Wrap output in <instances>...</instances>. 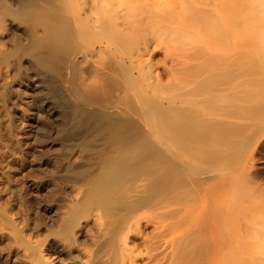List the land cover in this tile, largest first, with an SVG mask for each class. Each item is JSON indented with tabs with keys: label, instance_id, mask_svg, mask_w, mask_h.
Segmentation results:
<instances>
[{
	"label": "rangeland",
	"instance_id": "374dc122",
	"mask_svg": "<svg viewBox=\"0 0 264 264\" xmlns=\"http://www.w3.org/2000/svg\"><path fill=\"white\" fill-rule=\"evenodd\" d=\"M92 1L0 0V264H220L223 254L236 255L234 259L237 257L243 264L257 260L263 264L264 205L242 207L244 202H254L256 196L264 204L263 47L224 50L221 55L225 56L220 57L217 49L201 39L203 33L188 32L196 28L190 22L198 21L202 15L216 14L208 6L212 0H188L194 3L188 2L189 5L187 0H107L106 12L100 17L105 24L102 29L97 26L98 22L96 25L92 22L99 16V13L93 14L95 17L91 13L93 6L89 7L92 4L89 3ZM168 3L172 5L169 8ZM159 4H164L163 11H169L165 13L160 7L159 13L156 12L153 6L157 9ZM170 7L173 11L176 7V12L181 10L178 8L183 11L174 18ZM153 10L157 13L155 16ZM185 10L192 21L184 14ZM180 14L192 24L190 29L186 26V32L179 26L186 20L181 16L184 20L179 23ZM188 22L185 25H189ZM218 59L221 63L232 62V59L241 64L256 61L250 62L249 67L263 87L257 84L258 97L248 96L253 101L249 102L248 97V100L238 101L240 110L236 106H221L227 117L220 114L219 106H214L215 111L219 108L218 116L198 119L199 122L205 119L206 122L201 123L204 125L213 120L214 126L219 121H228L232 127L238 126L247 133L238 140L240 147L244 143V149L237 144L234 158H238L229 160L230 165L235 161V167L242 168L238 169L239 175H228L232 172L230 165L221 172V167L215 166L218 162L213 161L210 164L213 167L197 164L200 165L197 168L190 161L191 179H186L190 180L187 183L189 205L194 207L188 213L189 218H185L188 215L183 214V205L172 204L169 194L167 183H170V169L175 159L173 161L168 139L160 138L152 126L159 114L155 117L151 101L158 108L165 106L164 113L169 115L171 102L175 101L172 96L181 94L183 97L191 89L189 93L198 91L197 82L210 75L209 64ZM194 74L199 80L192 77ZM36 83L49 91H43L48 99L55 97L51 99L57 106L55 118L47 117L46 108L43 109L46 116H41L37 122L33 119L36 117L33 112L48 101L46 93H43L45 98L38 101L39 88L36 91L33 88ZM196 84L198 88L194 87ZM228 90L223 88L222 92L228 93ZM208 94L203 91L199 96L191 93L184 98L199 103ZM177 105L182 106V102L178 101ZM147 106L153 114L145 109ZM249 114L251 119L247 120ZM224 123H220L221 127ZM214 126L211 124V129L207 130L217 131V128L212 129ZM209 144L213 145L214 141L210 140ZM226 159L224 163L228 164ZM250 159L256 167L253 178L244 175L248 163L252 162ZM178 163L185 167L181 159ZM115 167L124 170L115 173V182L111 183L109 174ZM185 168L188 170L187 166ZM213 168L217 171L213 172ZM39 182L43 187L36 191L34 186ZM217 183L229 200L237 201L241 208L237 221L243 235L226 246L214 239L216 231L222 230L210 218L209 209L214 205L197 206V196ZM162 187L167 190L163 191ZM193 188L200 191L203 188V194L197 195L198 191ZM103 191L110 196L107 201L102 198V204L97 203V196H102ZM46 209L53 212L48 213ZM253 226H262L261 230L257 229L260 232Z\"/></svg>",
	"mask_w": 264,
	"mask_h": 264
},
{
	"label": "bare ground",
	"instance_id": "6f19581e",
	"mask_svg": "<svg viewBox=\"0 0 264 264\" xmlns=\"http://www.w3.org/2000/svg\"><path fill=\"white\" fill-rule=\"evenodd\" d=\"M86 1V0H85ZM183 1V0H182ZM262 1H264V0H261V2ZM105 2H107V0H93L92 2H90L89 4H91L90 6L87 4V2H85V4L87 5V6H89V7H91L92 8V6H93V11H92V9H90L91 10V13H92V15L93 14H95L96 13V15L95 16H97V14L99 15L98 16V18L96 17V21H95V19H94V21H92V22H94V24H95V22H98V24H97V26L98 27H100L101 29L104 27V22H102L103 21V19L101 20V18L100 17H102L104 14H105V12H106V10L104 9V6H105ZM170 2V1H169ZM188 2L189 3H191L190 1H186V3L188 4ZM196 2V1H195ZM256 2H258V4L256 3ZM171 3V2H170ZM170 3H168L167 5H168V8H169V6H172ZM181 3V2H180ZM185 3V2H184ZM184 3H182V5L184 4ZM186 3L184 4L185 6H188V5H186ZM197 3V2H196ZM208 3H212L213 4V6H212V4L210 5H208V6H210V8L212 7V11L214 12V13H216L215 15H211V17H210V14L209 13H207V14H209V15H205V16H203L201 13H200V15H202L200 18L197 16V18H199L198 19V21H195V22H190V21H192V19H191V15L188 17L187 15L188 14H186V10H185V15L189 18V20L186 18V16L185 15H181V14H183V12L180 14V16H179V23L182 21V20H184L183 19V17L184 18H186V20L183 22L184 23V25H183V23L181 22V25H179V23H178V25L181 27V26H185L184 28L183 27H181V30L182 29H184V31L186 32L187 31V29H185L186 28V26L188 27V26H190V27H188V29H190V28H192L191 27V25L192 24H189V22L190 23H193V25L192 26H196V28H192V31H190V30H188V32H197L196 34H199V35H201L202 33L206 36V38H204V35L201 37V39H203V41H205L206 42V44L207 45H209L210 47H213L212 49H217V51H219V56L220 57H223V55H221L223 52L222 51H224V50H231V52H232V50H234V49H239V48H241V47H247V48H254V49H256V48H260V47H263V49H264V2H262V4L260 3V0L259 1H256V0H212V2H208ZM207 3V4H208ZM191 4H194V3H191ZM205 4V3H204ZM85 5V6H86ZM166 5V4H165ZM166 5V6H167ZM181 5V4H180ZM73 6V5H72ZM85 6H84V8H85ZM163 6H164V4H162V5H160L159 4V7H157V9L155 8V6H153L154 7V9L156 10V12H158L157 10H159L160 11V7L162 8V10L161 11H163V9H165V8H163ZM193 6V5H192ZM202 6V5H201ZM195 7V6H194ZM205 7V6H204ZM82 8H83V6H82ZM159 8V9H158ZM176 8V7H175ZM175 8H173L174 9V11L175 10H177V9H175ZM186 8V7H185ZM190 8V7H189ZM207 8V7H206ZM178 9H181L180 11H183V9L182 8H178ZM197 10L199 9V8H196ZM201 9V8H200ZM78 10V9H77ZM83 10H87V9H83ZM89 9H88V11H90ZM155 10H153V14H154V11ZM170 10L173 12V13H175L176 14V16H174L175 14H173V13H171L172 15H173V17L174 18H176V17H178L177 15L180 13V11H173L172 9H171V7H170ZM188 10V9H187ZM201 10H203V9H201ZM206 10V9H205ZM208 10V9H207ZM210 10V9H209ZM72 11V10H71ZM80 11H81V9H80ZM167 11H169V9L167 10ZM166 10L165 11H163V12H167ZM170 11V12H171ZM191 11H193V10H191ZM191 11H188V12H190V13H192ZM198 11H200V10H198ZM102 12V13H101ZM73 13V12H72ZM75 13V12H74ZM86 13V12H85ZM159 13V12H158ZM161 13V12H160ZM169 13V12H168ZM189 13V14H190ZM88 14H89V12H88ZM125 14H126V12H124L123 13V16L122 17H124L125 16ZM157 14V13H156ZM156 14H154V16L156 15ZM170 14V13H169ZM171 14H170V17H172L171 16ZM192 14H194V13H192ZM82 15V14H81ZM92 15H91V17H90V15H89V17H90V19L91 20H93L92 19ZM161 15V14H160ZM160 15H158V16H160ZM195 15H196V12H195ZM199 15V14H198ZM78 16V15H77ZM94 16V15H93ZM94 16V17H95ZM158 16H157V18H158ZM162 16V15H161ZM165 17H166V14L164 15ZM181 16H183L182 17V19H180L181 18ZM192 16H194V15H192ZM89 17H87V18H89ZM163 17V16H162ZM195 18L194 19H196V16H194ZM193 18V17H192ZM194 19H193V21H194ZM201 19V20H200ZM91 20H90V22H91ZM178 20V19H177ZM197 20V19H196ZM171 21H173L172 19H171ZM189 21V22H188ZM89 22V23H90ZM102 22V23H101ZM106 22V21H105ZM186 22H188V24L189 25H185V23ZM93 24V25H94ZM96 25V24H95ZM198 28H199V30H198ZM193 30H195V31H193ZM201 30V31H200ZM184 31H182V32H184ZM184 32V34L185 35H188V32H187V34ZM192 33V34H193ZM190 35V34H189ZM188 35V36H189ZM199 35H197V36H199ZM207 35H211L210 36V38H212V39H210L209 38V36H207ZM193 37L195 36V35H192ZM191 37V36H190ZM207 37L209 38V42H207L208 41V39H207ZM194 39H198V38H194ZM205 39V40H204ZM195 40V41H196ZM212 40V41H211ZM204 42V43H205ZM210 43V44H209ZM186 45V44H185ZM184 45V46H185ZM207 45H205V46H207ZM200 46V45H199ZM204 46V45H203ZM202 47V46H201ZM208 47V46H207ZM183 49V48H182ZM202 49H203V47H202ZM207 49V48H206ZM236 49V50H237ZM242 49H244V48H242ZM262 49V48H261ZM247 50V49H246ZM257 50V49H256ZM260 50V49H259ZM206 51V50H205ZM240 51V50H239ZM183 52V51H182ZM204 52V51H203ZM240 52H242V51H240ZM253 52V51H252ZM199 53H201V52H199ZM207 54V53H206ZM205 54V55H206ZM237 54V53H236ZM218 55V54H217ZM227 55V54H226ZM234 55V54H233ZM207 56V55H206ZM212 56V55H211ZM210 56V57H211ZM225 56V55H224ZM249 56V55H248ZM247 56V57H248ZM260 56H261V54H260ZM213 57V56H212ZM246 57V56H245ZM244 57V58H245ZM246 57V58H247ZM259 57V56H258ZM184 58V57H183ZM246 58H245V60H246ZM260 58V57H259ZM208 59H209V57H208ZM211 59V58H210ZM235 59H236V57H235ZM186 60V59H185ZM237 60H238V57H237ZM237 60H234V59H232V62H229V61H231V60H229V61H227V60H225L226 62H229V63H225V61L224 62H220L219 61V59H218V61H211V62H214V63H210L209 64V66H210V69L209 70H211L210 72V75L209 76H207L206 78L204 77V79H203V77H201V81L199 80V79H197V77H195V75L196 74H194V76L192 75V77H195L197 80H199L198 82H197V80H196V82L197 83H199V89H198V91H196V92H194V93H196V96L199 94V93H202L203 94V91L205 92L206 91V94H207V92H209V94H208V96H206V98L205 99H203L201 102H199L198 103V101H195V99H191V98H189V99H187V98H184V95H183V97L182 96H180L181 94H176V95H173L172 96V99L173 100H175L174 102H171V107L168 105V107H167V109L170 107V112H169V115L168 114H165L164 112V109H166V108H161L160 106V104L158 103V106L160 107V108H158L156 105H154L153 103H152V101H151V104H152V106L154 105V106H156V107H152L151 106V108L153 109L152 111L155 113V117H156V113H158L159 115H157V117H156V119L154 118V116H152L153 117V119H155V121L153 122V125L152 126H154V128H156L155 129V131L157 130L158 131V135H159V137L160 138H162V136L163 137H166L167 139H168V141H169V150H170V153L173 155V161H174V159H175V161H174V163L175 164H173V166L171 167V169H170V183H167V186L168 185H170L169 187H170V191H169V194H171V200H172V204H174V205H176V206H178V205H183V207H182V209H183V214H187L188 215V213H190V209L191 208H193L192 206H190L189 205V191L188 190H190V189H187V187H189L188 185H187V183L188 182H190V180L188 181V179H186V178H188L189 177V166H190V161L191 162H193V164H194V167H196L197 166V164H202V163H206V164H204V166L205 165H209V166H211V167H213L212 165H210V164H212V162L213 161H215V162H218L215 166H217L218 165V167H221L220 169H219V171H223L224 169H226V170H228L227 168H228V166L230 165V163L231 162H229V160H232L233 161V158H234V155H237V153H235L234 154V149H235V147H239L240 149L242 148V149H244L243 148V141L241 140V142H240V145L242 144V147H240L239 146V137L242 135V134H244L245 136H246V133H247V131H244V133H243V130L241 131V129L242 128H239L238 126H237V128L236 127H232V125H230V124H228V121L226 122V121H222L225 125L223 126V127H221L222 125V122H217V120H216V122H217V124L214 126V122H213V120H212V122H210L209 120V122L207 121V125L205 124H201V123H204V122H206L205 121V119H204V121H202L201 120V122H199V120L198 119H200L201 117L200 116H204V117H209V116H212V115H215V116H218V114H219V112H218V110H219V108H221V110H222V112H220V114H223V116H226L227 117V115H224V113H225V111H224V113H223V108L221 107V106H230V107H237V110L240 108V103L238 102V101H241V100H248V96H251L252 97V95H253V97L257 94V92L259 91V90H257V86L259 85V81H261L260 80V78L258 77V76H256L255 74H254V72H252L253 71V69H250L251 67H249V63L251 62H246L245 60V62H244V64H241V63H239ZM176 61V60H175ZM236 61H237V63H236ZM247 61H249L248 59H247ZM252 61H254L253 59H252ZM185 62V61H184ZM216 62H218V63H216ZM241 62V61H240ZM246 63V64H245ZM251 63H256V61L255 62H251ZM262 63V62H261ZM264 63V62H263ZM248 64V65H247ZM181 65H183V63L182 64H180V66ZM205 65V64H204ZM203 65V66H204ZM242 65H244V66H242ZM245 65H246V69H245ZM184 66V65H183ZM257 66V65H256ZM260 67H262L261 66V64L259 65ZM182 67V66H181ZM189 67V66H188ZM245 69V70H242V69ZM247 68H249L248 69V73H246L247 72ZM255 69V68H254ZM242 70V71H241ZM252 70V71H251ZM256 70V69H255ZM192 71V70H191ZM200 71V70H199ZM204 71V70H203ZM249 71H251V74L249 73ZM185 72V71H184ZM195 72V71H194ZM151 73H152V71H151ZM180 73V72H179ZM186 73V72H185ZM202 73V72H201ZM253 73V74H252ZM40 74V73H39ZM199 74V73H198ZM244 75H246L247 76V78H243L244 77ZM174 76V75H173ZM204 76H205V74H204ZM150 77V76H149ZM179 77H181L180 75H179ZM191 77V78H192ZM188 78V77H187ZM257 78L259 79V81L257 80ZM173 79H174V77H173ZM194 79V78H193ZM264 79V78H263ZM42 80V79H41ZM175 80H177V79H175ZM179 80H181V79H179L178 78V81L177 82H180ZM183 80V79H182ZM188 80H190V79H188ZM255 81H257V82H255ZM185 82V81H184ZM195 82V83H196ZM40 84H41V82H39ZM35 84L34 86H33V88H34V90L36 91L38 88V92H36L37 94L36 95H39V93H40V97H39V99H38V101H40L41 99H43V98H45V97H43V91H44V87H43V85H40V84ZM183 83V82H182ZM192 83V82H191ZM194 83V84H195ZM255 83H256V85H255ZM177 84V83H176ZM183 84H185V83H183ZM186 84H188V82L186 83ZM258 84V85H257ZM261 84H263L262 82L260 83V86H262ZM47 85V84H46ZM130 85V84H129ZM189 85V84H188ZM198 84H196V86H194V87H197L198 88V86H197ZM32 86V85H31ZM42 86V88H40ZM264 86V85H263ZM262 86V87H263ZM181 87V86H180ZM192 87V86H191ZM230 87V90H228V88ZM50 88V87H49ZM176 88V87H175ZM178 88V87H177ZM227 89L228 90V93H223L222 92V89ZM51 89V88H50ZM186 89V88H185ZM215 89H219V91L218 92H216V90ZM33 90V89H32ZM47 89H45V91H46ZM177 90V89H176ZM176 90H173V91H175V93H178V92H176ZM178 90H180V89H178ZM177 90V91H178ZM184 90V89H183ZM197 90V89H196ZM201 90V92H199ZM208 90V91H207ZM181 91V90H180ZM190 91H192V89L190 90ZM190 91H187V92H185V93H187V95L189 94V95H191V93L192 94H194L193 92H191V93H189ZM194 91V90H193ZM47 92H49L48 90H47ZM52 91L50 90V93H51ZM197 92H199L198 94H197ZM261 92V91H260ZM259 92V93H260ZM46 93V92H45ZM44 93V94H45ZM50 93H49V95H50ZM174 92H173V94H175ZM181 93H182V91H181ZM262 93V92H261ZM264 93V92H263ZM52 94V93H51ZM205 94V93H204ZM47 95V93L45 94V96ZM187 95H185V96H187ZM188 95V96H189ZM33 96V95H32ZM53 96V95H52ZM199 96V95H198ZM257 96V95H256ZM37 97V96H36ZM191 97H193V98H195L194 97V95H192ZM246 97V98H245ZM248 97V98H247ZM251 97L249 98V102H250V100L251 101H253V98L251 99ZM258 97V96H257ZM264 97V96H263ZM50 98L52 99H54L55 97L53 96V97H51L50 96ZM46 99L48 100V101H45V102H43V103H41V106H39V109H37L36 111H31V112H33L34 113V115L36 116L35 118L33 117V119L37 122L38 120H40V118H41V116H46V114H43V111H45V110H43V109H46L47 108V114H48V118L49 117H54V115L57 113L56 111H55V109H57L56 107V105L54 104L53 105V101L51 102V99H48V96H46ZM260 99V98H259ZM259 99L257 100V101H259ZM35 100H36V98H35ZM50 100V101H49ZM55 101V103L57 104V105H59V100L57 99V101H56V99L54 100ZM178 101L180 102H182V106L180 105H177V103H178ZM246 102H248V101H246ZM36 103V102H35ZM150 104V105H151ZM157 104V103H156ZM264 104V103H263ZM61 105H62V103H61ZM259 105V104H258ZM60 106V105H59ZM63 106V105H62ZM214 106H219V108L217 109V108H215L217 111H215L214 110ZM249 106V105H248ZM209 107V108H208ZM239 107V108H238ZM241 107L243 108V109H245L246 107H244V105L242 106L241 105ZM151 110V108H150V106H147V107H145V109H147L148 111H150L149 109ZM156 108V109H155ZM158 108V109H157ZM58 109H61L60 107L58 108ZM247 109V108H246ZM159 112H158V111ZM220 110V111H221ZM240 110V109H239ZM56 112V113H55ZM151 112V111H150ZM152 113V112H151ZM162 113H164V115H167V116H164V115H162ZM153 114V113H152ZM198 114V115H197ZM226 114V113H225ZM237 114V113H236ZM58 115H60V114H58ZM238 115V114H237ZM60 116H62V113H61V115ZM63 116H64V114H63ZM222 116V115H221ZM235 116V114H232V117H234ZM247 116H249L248 118H247V120L248 119H251V117H250V114L249 115H247ZM246 116V117H247ZM65 117V116H64ZM63 117V118H64ZM198 117V118H197ZM214 117V116H213ZM238 117H240V115L238 116ZM256 117H259V116H256ZM264 117V116H263ZM55 118V117H54ZM60 118V117H59ZM59 118H58V121H59ZM63 118L61 119V121L63 120ZM255 118V117H254ZM253 117H252V119H254ZM261 118H262V116H261ZM260 118V119H261ZM214 119V118H213ZM229 119V118H228ZM240 119V118H239ZM242 119H245V118H242ZM259 119V120H260ZM211 120V119H210ZM256 121H257V119H255ZM215 121V120H214ZM261 121H262V119H261ZM41 122V121H40ZM64 122V121H63ZM24 123V122H23ZM54 123V122H53ZM56 123V122H55ZM61 123V122H60ZM200 123V124H199ZM210 123V124H209ZM255 123H257V122H255ZM28 124V123H27ZM31 124H33V122H31ZM44 124H45V122H44ZM47 124H49V123H47ZM57 124H58V122H57ZM211 124H212V126H214V128L212 127V129H216L217 128V131H213V130H207L208 128H210L211 129ZM227 124H228V126H227ZM63 125V123H61V126ZM203 125V126H202ZM210 125V126H209ZM218 125V126H217ZM219 125H220V127H219ZM231 127H230V126ZM245 125V124H244ZM244 125H242L244 128H246V126H244ZM252 125V124H251ZM255 125V124H254ZM253 125V126H254ZM58 126H60V125H58ZM204 126H206L205 128H204ZM225 126H227L226 128H224ZM252 126V127H253ZM260 126V125H259ZM229 127V128H228ZM264 127V126H263ZM218 128H220V129H218ZM254 128V127H253ZM42 129V128H41ZM228 129V130H227ZM230 129V130H229ZM260 129H261V126H260ZM39 130V129H38ZM35 131V130H34ZM242 132V133H241ZM259 132V131H258ZM249 133H250V131H249ZM255 133V132H254ZM251 134H253V132L251 133ZM244 135H242V138H244ZM256 135V134H255ZM251 136V135H250ZM257 136V135H256ZM248 138H250V137H248ZM41 139V138H40ZM214 139V140H213ZM253 139V138H252ZM214 141V144L213 145H211V144H209V141ZM239 140V141H238ZM246 141V140H245ZM248 142H250V141H248ZM253 142V141H252ZM251 142V143H252ZM250 143V144H251ZM238 144V145H237ZM247 144V143H246ZM237 145V146H236ZM210 146V147H209ZM238 149V148H237ZM239 151V150H238ZM241 151V150H240ZM246 150H244V152H245ZM236 152V151H235ZM243 152V151H242ZM241 152V153H242ZM238 154H240V153H238ZM245 154V153H244ZM242 154H240V156H241ZM239 156V155H238ZM250 156V155H249ZM225 158H227L228 159V161L227 162H229L228 164L227 163H224V161H225ZM235 158H238V157H235ZM234 158V159H235ZM239 158H241V157H239ZM252 158V157H251ZM178 159H181L182 160V163H183V165L186 167L187 166V168H188V170L185 168V167H180L181 165L178 163ZM190 159H192V160H190ZM226 159V160H227ZM254 159V158H253ZM249 160V159H248ZM251 160V159H250ZM252 161V160H251ZM234 164H236L235 163V161L233 162ZM39 164V163H38ZM234 164H231L230 165V167H229V169L232 171L231 173H228V175H239V174H241V173H239V170L238 169H241L242 170V168L239 166V168L238 167H235V165ZM248 164H250L249 166H248ZM247 164V173L246 174H244V175H246V177L247 178H250V177H252L253 178V176H254V173L256 172V167H255V163H254V160L251 162V163H248ZM234 165V166H233ZM114 166V165H113ZM200 165H198L197 166V168L199 167ZM203 166V165H202ZM110 167V166H109ZM207 167V166H206ZM31 168V167H30ZM108 168V167H107ZM183 168V169H182ZM258 168V167H257ZM112 170H110V171H112V172H110V176H112L111 177V180H112V182L111 183H113V179L116 177V176H113V175H116L115 173H118V172H120L122 169L124 170V168H120V167H115L114 169L113 168H111ZM108 170V171H109ZM130 170V169H129ZM200 170V169H199ZM202 170V169H201ZM214 168H213V172H214ZM204 171V169L202 170V173H204L203 172ZM209 172H210V169L208 170ZM215 171H217V170H215ZM114 172V173H113ZM243 172V171H242ZM113 173V174H112ZM186 173V174H185ZM235 173V174H234ZM106 177L107 176H109L108 175V173L106 172ZM185 174V175H184ZM188 174V175H187ZM207 175V174H206ZM209 175H210V173H209ZM226 175V174H225ZM169 176V175H168ZM242 176V175H241ZM228 177V176H227ZM237 177V176H236ZM163 178H164V176H163ZM168 178V177H167ZM190 178V177H189ZM213 177H211V179H212ZM238 178V177H237ZM240 178V177H239ZM238 178V179H239ZM255 178V177H254ZM104 179H106V178H104ZM107 179H108V177H107ZM107 179L105 180V181H107ZM191 179V178H190ZM215 179V178H214ZM229 179H231V177H229ZM241 179V178H240ZM163 180V179H162ZM207 180V179H206ZM242 180H244L243 178H242ZM242 180H240V181H242ZM105 181H104V183H105ZM168 181V182H169ZM197 181V180H196ZM195 181V182H196ZM201 181H202V179H201ZM205 181V180H204ZM231 181V180H230ZM240 181L238 182L239 184H240ZM257 181V180H256ZM262 181V180H261ZM115 182V181H114ZM194 182V183H195ZM198 182V181H197ZM217 182H219V181H217ZM250 182V181H249ZM252 182V181H251ZM250 182V183H251ZM193 183V182H192ZM193 183V184H194ZM236 183V182H235ZM237 183V184H238ZM245 183H246V181H245ZM249 183V184H250ZM116 184V183H115ZM161 184V183H160ZM227 184V183H226ZM225 184V185H226ZM238 184V185H239ZM242 184H244V183H242ZM247 184V183H246ZM260 184V183H259ZM117 185V184H116ZM197 185H198V183H197ZM229 185V183L227 184V187H230V186H228ZM236 185V184H235ZM241 185V184H240ZM103 186V185H102ZM114 186V185H113ZM118 186V185H117ZM200 186H202V185H200ZM242 186V185H241ZM244 186H245V184H244ZM248 186V185H247ZM36 187V191L37 190H39L40 188H42L43 187V185L39 182V183H37L35 186H34V188ZM45 187V186H44ZM115 187V186H114ZM165 187V186H164ZM196 187H198L199 188V185L198 186H196ZM203 187V186H202ZM207 187V186H206ZM236 187H237V185H236ZM239 187V186H238ZM257 187V186H256ZM259 187H260V185H259ZM163 188V187H162ZM197 188V189H198ZM226 188V187H225ZM240 188V187H239ZM255 187H253V189H254ZM262 188V187H261ZM261 188H258V189H261ZM117 189V188H116ZM164 189H166V188H163V191H164ZM196 190V188H193V190ZM207 189V188H206ZM235 189V188H234ZM241 189H243V188H241ZM256 189V188H255ZM97 190V189H96ZM104 190V189H103ZM167 190V189H166ZM202 190H203V188H202ZM202 190L200 191V190H196V191H198V193H197V195L199 194V192H200V194H203L202 193ZM264 190V189H263ZM100 191V190H99ZM102 191V190H101ZM195 191V192H196ZM238 192L240 191V190H237ZM251 191H253L252 189H251ZM260 191H262V190H260ZM204 192V191H203ZM263 192V191H262ZM189 193V194H188ZM105 194V195H104ZM106 194H107V196H106ZM236 194V193H235ZM239 195L241 194V193H238ZM243 194V193H242ZM100 195H102V196H99V198H98V196H97V203H101L102 204V202H103V200H105L106 198H109V193H107L106 191L104 192L103 191V194H100ZM239 195H238V197H239ZM244 195V194H243ZM252 195V194H251ZM161 196V195H160ZM191 196V195H190ZM232 196V195H231ZM101 197V198H100ZM193 197V196H192ZM198 198H197V203H199V204H197V206L199 205V206H201V204H205L204 206H208L209 204L210 205H214V206H212L210 209H209V211H210V213H211V215H210V218L212 219V221L217 225V227H221V229L222 230H219V231H216V232H214V233H216L215 235H214V239H216L217 241H219L220 242V245L221 246H226L227 244H229L230 242H233L234 243V241H236L237 239H239V237L241 236L242 237V235H243V233H242V235H241V228H240V225H239V223H238V215H240V213H239V210L241 209V208H239L240 207V205L238 204V202L237 201H230L229 200V197L227 196V193L225 192V191H223L222 190V186L221 185H219L218 183L217 184H215V185H213L212 187H210V189L208 188V190L205 192V194H203L202 196L200 195V197L199 196H197ZM243 197V196H242ZM252 197H255V196H252ZM102 198H103V200H102ZM148 198H150V197H148ZM237 198V197H236ZM101 199V200H100ZM192 199V198H191ZM252 199H254V198H252ZM108 199H106V201H107ZM223 200H224V202H223ZM243 200H245V199H243ZM99 201V202H98ZM102 201V202H101ZM195 201V200H194ZM105 202V201H104ZM220 202H222L224 205H221L220 204ZM251 202V201H250ZM183 203V204H182ZM248 203H249V201H248ZM246 203V202H244L243 204H242V207L243 206H250V205H254V207L256 206H260V205H264L263 204V201H261V198L259 197V198H257V196H256V198H255V200H254V202H251V203ZM107 204V203H106ZM175 210H177V209H175ZM242 210H243V208H242ZM241 210V211H242ZM46 212H48V213H52L53 212V210L52 209H46L45 210ZM240 211V212H241ZM264 211V210H263ZM178 212V211H177ZM194 212V211H193ZM244 212V211H243ZM45 213V212H44ZM195 213V212H194ZM203 213H205V211L203 212ZM242 213V212H241ZM247 213V212H246ZM262 213V212H261ZM49 215V214H48ZM197 215V214H196ZM196 215H195V217H193L194 219L196 218ZM243 215V214H242ZM244 215H245V213H244ZM247 216L248 215H246L245 217L247 218ZM253 217V216H252ZM185 218H189V215L187 216V217H185ZM205 218V217H204ZM254 218V217H253ZM202 220V219H201ZM238 220V221H237ZM241 220H244V219H241ZM252 220H254V219H252ZM206 222V221H205ZM242 223V222H241ZM209 224H210V222H209ZM214 224V225H215ZM211 225H213V223L211 224ZM250 225V224H249ZM249 225L247 226L246 225V227H249ZM245 226V225H244ZM212 227V226H211ZM217 227H214V230H216L217 229ZM254 227V226H253ZM252 227V228H253ZM260 227H262V226H259L258 228H255L254 227V229H256L255 231H259V230H257V229H260ZM216 228V229H215ZM251 228V229H252ZM211 229V228H210ZM213 229V228H212ZM263 230H262V232L264 231V228H262ZM213 230V231H214ZM261 230V229H260ZM213 231H211L212 233H213ZM244 231V230H243ZM242 231V232H243ZM260 232V231H259ZM257 233V232H256ZM264 234V233H263ZM204 235V234H203ZM212 235V234H211ZM259 235H261L262 236V234H259ZM244 237V236H243ZM252 237V236H251ZM211 238V237H210ZM245 239V238H244ZM71 241V240H70ZM238 241V240H237ZM238 243V242H237ZM244 243V242H243ZM69 244V243H68ZM258 244V243H257ZM63 245H64V243H63ZM64 247V246H63ZM220 247V246H219ZM66 249H67V247H66ZM239 250V249H238ZM237 250V251H238ZM253 250V249H252ZM63 252H64V250H62ZM69 251V250H68ZM240 251V250H239ZM225 253V252H224ZM62 255V254H61ZM65 255H66V253H65ZM227 255V254H226ZM225 254H223V255H221L222 257H221V259H220V264H243L242 262H240L239 261V259H237V257H236V260L234 259V257L236 256L235 255V252L233 253V255H235L234 257L232 256V254H231V256H228V257H231V258H228L227 256H226ZM237 256H238V253H237ZM121 258V257H120ZM216 258V257H215ZM233 258V259H232ZM217 259V258H216ZM68 260H69V258H68ZM120 260V259H119ZM238 260V261H237ZM219 261V260H218ZM74 263V262H73ZM124 263V262H123ZM111 264V263H110ZM214 264V263H213ZM251 264H262V261H259V260H257V261H255V262H251ZM263 264H264V261H263Z\"/></svg>",
	"mask_w": 264,
	"mask_h": 264
}]
</instances>
